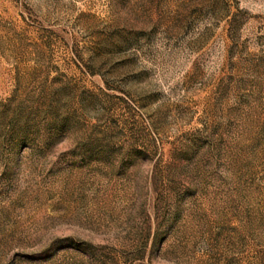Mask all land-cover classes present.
Segmentation results:
<instances>
[{
  "label": "rangeland",
  "instance_id": "obj_1",
  "mask_svg": "<svg viewBox=\"0 0 264 264\" xmlns=\"http://www.w3.org/2000/svg\"><path fill=\"white\" fill-rule=\"evenodd\" d=\"M0 264H264V0H0Z\"/></svg>",
  "mask_w": 264,
  "mask_h": 264
}]
</instances>
